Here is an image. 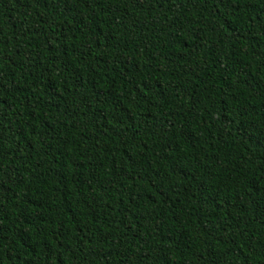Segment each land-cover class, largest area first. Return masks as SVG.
Listing matches in <instances>:
<instances>
[{
	"label": "trees",
	"instance_id": "16d2710c",
	"mask_svg": "<svg viewBox=\"0 0 264 264\" xmlns=\"http://www.w3.org/2000/svg\"><path fill=\"white\" fill-rule=\"evenodd\" d=\"M0 264H264V0H0Z\"/></svg>",
	"mask_w": 264,
	"mask_h": 264
}]
</instances>
